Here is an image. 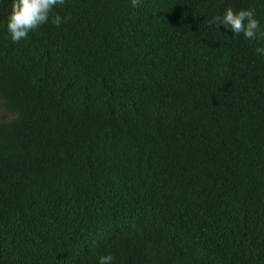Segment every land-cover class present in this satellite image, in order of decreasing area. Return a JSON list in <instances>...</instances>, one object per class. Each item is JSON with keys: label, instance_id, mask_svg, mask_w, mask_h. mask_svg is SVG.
Wrapping results in <instances>:
<instances>
[{"label": "trees", "instance_id": "16d2710c", "mask_svg": "<svg viewBox=\"0 0 264 264\" xmlns=\"http://www.w3.org/2000/svg\"><path fill=\"white\" fill-rule=\"evenodd\" d=\"M11 4L0 264H264V57L208 25L264 0H68L20 43Z\"/></svg>", "mask_w": 264, "mask_h": 264}, {"label": "clouds", "instance_id": "9594fccd", "mask_svg": "<svg viewBox=\"0 0 264 264\" xmlns=\"http://www.w3.org/2000/svg\"><path fill=\"white\" fill-rule=\"evenodd\" d=\"M68 0H12L11 11L7 17V33L13 43L26 40L29 34L40 26L51 22L59 28L71 17L52 13L58 7H63ZM132 8H139L143 0H130ZM210 27L217 31L220 26L232 33L234 39L242 38L245 43L254 48L258 56L264 57V44L261 38L264 29L257 18L254 7L236 10L229 6L220 15L213 16L208 21ZM114 256L106 254L99 257L98 264H114Z\"/></svg>", "mask_w": 264, "mask_h": 264}, {"label": "rangeland", "instance_id": "374dc122", "mask_svg": "<svg viewBox=\"0 0 264 264\" xmlns=\"http://www.w3.org/2000/svg\"><path fill=\"white\" fill-rule=\"evenodd\" d=\"M13 118V116H11L10 114L6 113L3 109V107L1 106V102H0V120L4 121V120H11Z\"/></svg>", "mask_w": 264, "mask_h": 264}]
</instances>
